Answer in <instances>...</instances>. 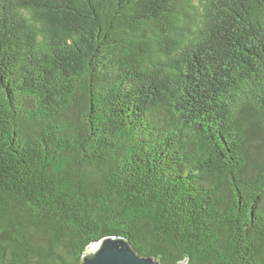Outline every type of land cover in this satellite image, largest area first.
Masks as SVG:
<instances>
[{"label":"trees","instance_id":"1","mask_svg":"<svg viewBox=\"0 0 264 264\" xmlns=\"http://www.w3.org/2000/svg\"><path fill=\"white\" fill-rule=\"evenodd\" d=\"M264 264V0H0V264Z\"/></svg>","mask_w":264,"mask_h":264},{"label":"water","instance_id":"2","mask_svg":"<svg viewBox=\"0 0 264 264\" xmlns=\"http://www.w3.org/2000/svg\"><path fill=\"white\" fill-rule=\"evenodd\" d=\"M81 264L161 263L153 255H140L126 236L113 235L88 245ZM177 264H188V259H184Z\"/></svg>","mask_w":264,"mask_h":264}]
</instances>
